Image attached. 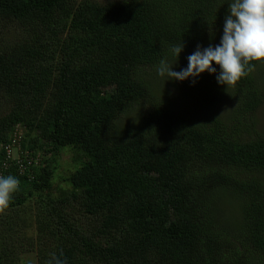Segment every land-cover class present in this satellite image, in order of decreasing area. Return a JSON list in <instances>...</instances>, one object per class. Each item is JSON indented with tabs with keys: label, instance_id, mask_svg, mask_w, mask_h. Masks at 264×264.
Returning <instances> with one entry per match:
<instances>
[{
	"label": "trees",
	"instance_id": "1",
	"mask_svg": "<svg viewBox=\"0 0 264 264\" xmlns=\"http://www.w3.org/2000/svg\"><path fill=\"white\" fill-rule=\"evenodd\" d=\"M228 2L0 0L1 158L25 130L2 172L20 183L0 212V264L60 250L68 264H264L262 62L197 99L200 114L157 100L150 83L173 45L182 57L220 41ZM218 99L236 104L228 118L213 113ZM63 148L80 154L61 189Z\"/></svg>",
	"mask_w": 264,
	"mask_h": 264
},
{
	"label": "clouds",
	"instance_id": "2",
	"mask_svg": "<svg viewBox=\"0 0 264 264\" xmlns=\"http://www.w3.org/2000/svg\"><path fill=\"white\" fill-rule=\"evenodd\" d=\"M224 17L222 35L218 44L207 47L196 46L187 57V66L173 70L184 44L180 41L169 52L174 57L170 63L167 57L159 60L158 76L166 80L195 83L205 71L215 74L219 85L234 86L247 77L256 67L254 62H264V0H229ZM218 66V69L217 67ZM20 181L13 175H0V212L6 210ZM47 264H68L63 251L52 253Z\"/></svg>",
	"mask_w": 264,
	"mask_h": 264
},
{
	"label": "rangeland",
	"instance_id": "3",
	"mask_svg": "<svg viewBox=\"0 0 264 264\" xmlns=\"http://www.w3.org/2000/svg\"><path fill=\"white\" fill-rule=\"evenodd\" d=\"M76 3L82 0H74ZM98 4H108L110 2H126V1H135V0H88ZM2 32V31H1ZM4 33H8V36L12 39H19L21 35L25 32L23 30L16 29L14 25H6L4 28ZM219 41H212L209 44L215 46ZM208 44V45H209ZM207 45V46H208ZM206 46V47H207ZM185 54L184 56H180L176 64L173 65V70L179 71L180 68L187 66V57L192 53ZM218 69V66H216ZM256 78L258 80V84L261 88L264 89V62H262L255 71ZM167 77H161L157 75L155 71L151 75L150 83L152 85L153 94L155 98L159 101L164 102L172 108H180L185 106L188 111L196 112L199 109V114L201 112L200 107L198 105L197 99L203 100L208 96L215 95L217 92L223 90L227 91L231 86L225 87L223 85H219L216 81L215 74H208L206 71L202 73L195 81L192 83L190 80L184 81H174V80H166ZM210 83V84H209ZM216 84V85H215ZM212 85V86H210ZM192 91V93H190ZM0 105L1 99H0ZM216 106L212 108L213 113H216L221 119L228 118L230 113L235 109L236 104L233 103L230 99L222 100L218 99L215 103ZM255 118H256V129L264 136V102L256 109ZM142 112V108L137 109L133 112V117H137V113ZM132 118V114L127 115L123 118L124 121H129ZM22 136L25 133V130L20 126L15 128V131ZM16 151H13L15 154ZM75 151L69 148H63L61 150V154L58 157L55 163V177L53 179L55 185H59L61 189L66 187V184L62 182V177L69 175L70 172L74 170L76 166L74 164V158H77ZM38 160V159H37ZM37 160H34V163H37ZM50 195L53 199L58 198V192L54 189L50 190ZM22 264H37L35 253L26 252L21 255Z\"/></svg>",
	"mask_w": 264,
	"mask_h": 264
},
{
	"label": "built area",
	"instance_id": "4",
	"mask_svg": "<svg viewBox=\"0 0 264 264\" xmlns=\"http://www.w3.org/2000/svg\"><path fill=\"white\" fill-rule=\"evenodd\" d=\"M20 137L21 134L14 132L11 144L4 147L3 152L5 153V155L3 158L0 157V175H2V172L6 170L12 162H15L16 153L19 149ZM14 150L16 151L15 154H13ZM16 163L18 164L19 172L22 171L24 169V166L22 165L21 160H16Z\"/></svg>",
	"mask_w": 264,
	"mask_h": 264
}]
</instances>
